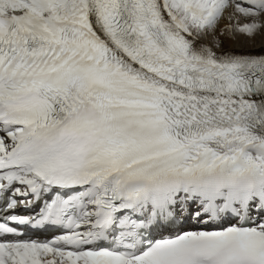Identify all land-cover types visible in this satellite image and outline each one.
Returning a JSON list of instances; mask_svg holds the SVG:
<instances>
[{"label":"snow or ice","instance_id":"snow-or-ice-1","mask_svg":"<svg viewBox=\"0 0 264 264\" xmlns=\"http://www.w3.org/2000/svg\"><path fill=\"white\" fill-rule=\"evenodd\" d=\"M0 264H264V0H0Z\"/></svg>","mask_w":264,"mask_h":264}]
</instances>
